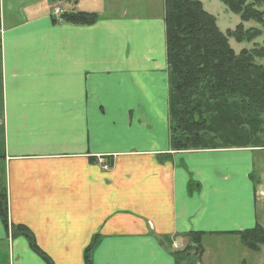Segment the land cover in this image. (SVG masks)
Instances as JSON below:
<instances>
[{
  "label": "crops",
  "instance_id": "obj_1",
  "mask_svg": "<svg viewBox=\"0 0 264 264\" xmlns=\"http://www.w3.org/2000/svg\"><path fill=\"white\" fill-rule=\"evenodd\" d=\"M55 1L100 17L56 22L52 0H0L10 224L54 264H85L94 244L92 264H180L198 258L196 232L202 248L233 241L264 264V245L249 251L239 234L264 228V147H170L165 0ZM0 264L49 263L0 216Z\"/></svg>",
  "mask_w": 264,
  "mask_h": 264
},
{
  "label": "trees",
  "instance_id": "obj_2",
  "mask_svg": "<svg viewBox=\"0 0 264 264\" xmlns=\"http://www.w3.org/2000/svg\"><path fill=\"white\" fill-rule=\"evenodd\" d=\"M221 1L242 20L227 33L220 30L216 16L204 8L202 1L165 0L170 147L175 151L264 147V142L250 140L252 132L234 134L239 126H248L255 134L258 126L264 125V64L255 60L256 56L264 57V48L259 52L243 49L236 54L229 42V37L243 42L256 36L252 34L254 29L244 30V22H264V0ZM99 17L96 12L71 10L62 15V20L88 25ZM255 119L258 124L253 125ZM0 216L13 237L25 236L36 253L54 264L28 227L10 224L7 194L2 190ZM200 234L188 235L195 244L189 248L199 260L203 253ZM239 234L250 250L262 249V226ZM94 246L87 247L85 264H92L90 252ZM193 258L177 257L179 263L187 264H193Z\"/></svg>",
  "mask_w": 264,
  "mask_h": 264
},
{
  "label": "rangeland",
  "instance_id": "obj_3",
  "mask_svg": "<svg viewBox=\"0 0 264 264\" xmlns=\"http://www.w3.org/2000/svg\"><path fill=\"white\" fill-rule=\"evenodd\" d=\"M56 2L57 1L52 0L54 9L60 7L63 10L71 11L68 9V7H65L64 4H57ZM203 2L205 9L217 17L218 26L224 33H227L229 30H235L236 27L241 23L242 20L240 16L230 11L221 0H203ZM261 10H263L264 13V7H262ZM250 29L255 30V32L252 34L256 36L251 38L249 41L245 40L243 42H238L234 37H229L230 45L236 54L240 53L243 49L251 50L252 52H259L262 48H264V22H257L254 20L244 22V30L247 31ZM255 60L256 62L264 64V57L256 56ZM256 124H258L257 119L253 121V125ZM257 129L258 131L254 134L252 129L250 130L248 126H245V128L239 126L236 129L237 131H234V134H237V132H252V135L250 136L251 141L255 140L258 142H264V125H259ZM4 181V175L0 174V189L4 188ZM242 249L244 248L241 244H236L233 241H222L213 238H207L203 243V250H205L204 256H202L200 260L197 257H194L193 264H243V260H246L245 264H252L253 257H241ZM189 250L190 252H193V249L189 248ZM254 263L255 260L253 261V264ZM180 264L185 263L181 261Z\"/></svg>",
  "mask_w": 264,
  "mask_h": 264
},
{
  "label": "built area",
  "instance_id": "obj_4",
  "mask_svg": "<svg viewBox=\"0 0 264 264\" xmlns=\"http://www.w3.org/2000/svg\"><path fill=\"white\" fill-rule=\"evenodd\" d=\"M63 12V10L61 8H57L55 9V13L60 15ZM104 168L107 169L108 168V164H104Z\"/></svg>",
  "mask_w": 264,
  "mask_h": 264
}]
</instances>
